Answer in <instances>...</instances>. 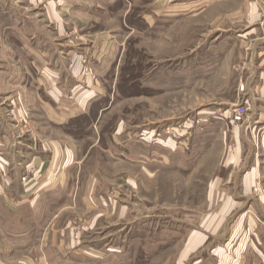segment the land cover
Wrapping results in <instances>:
<instances>
[{
    "label": "rangeland",
    "instance_id": "obj_1",
    "mask_svg": "<svg viewBox=\"0 0 264 264\" xmlns=\"http://www.w3.org/2000/svg\"><path fill=\"white\" fill-rule=\"evenodd\" d=\"M28 25L68 107L90 101L52 129L76 153L61 188L38 174L18 200L36 171L13 190L0 158V264H217L243 214L224 264L243 237L264 248V0H0V41ZM10 113L17 137L49 145L38 116Z\"/></svg>",
    "mask_w": 264,
    "mask_h": 264
},
{
    "label": "crops",
    "instance_id": "obj_2",
    "mask_svg": "<svg viewBox=\"0 0 264 264\" xmlns=\"http://www.w3.org/2000/svg\"><path fill=\"white\" fill-rule=\"evenodd\" d=\"M18 29L19 27L17 28L19 36L12 34L13 36H16V38H14L16 40L12 38V40L8 39L0 41V119L2 121L0 129L2 128L4 131L14 133H8V135L0 133V140L2 142L6 141L8 137L13 142L17 141V146L15 148L0 151V158H2L8 165V167H5V174L9 180L8 182H13V186H11V189L13 190H16V187L21 182L22 178H19L20 174L24 175L25 171L31 169L36 171V178L31 179V182H28V184L21 183L22 186L18 187L21 191L20 193L15 194V196L20 200V196L23 195V190H25L23 186H26L27 189L32 187L37 188L35 185L38 183L35 179H38V174L42 175V173H44L48 178L45 184L40 186L41 189L46 188L52 192L63 186L65 180L62 176L64 173L66 174V171L70 167L74 166L72 162L76 165V153L72 149L63 147L61 144L62 137L58 140L53 139L52 129L53 127H57L54 130L62 133L61 127L66 125L69 120L82 114V109L86 110V105L89 104L90 99L83 101L84 98H82L80 101V96V102L77 103L80 108L79 111L76 112L77 105L70 109V107H68V102L65 101V99H62V90L57 86L58 83L54 81V78L56 80L58 77L57 72H52V70L47 67V61L43 59L42 55L37 54L33 43L34 39L30 40L25 38V34L28 36L31 35L29 34V31H31L29 25L28 27L21 29L22 31ZM33 35L34 33H32L30 37L34 38ZM16 45L22 46V50L24 52L26 51L27 54L23 55L18 48V51H16ZM37 63L39 64L37 65ZM36 83H38V85ZM255 90L257 93L258 91L263 92L264 86L261 87L257 85ZM84 93H90V90H86ZM8 110L11 111L10 114L14 117H30L31 121L35 124H37L38 121L35 118L38 116L39 121H43V125H41L43 126V130L41 129L39 132V137L41 136L42 138L38 140L40 142L47 141L49 142V145H45L44 149L40 150L35 146L37 140L36 137L32 136L30 139L28 138V141H25V139L21 140L19 136L17 137L14 129L8 124L9 121H7V119L9 117H6L7 115L5 116V111L8 112ZM37 110L39 112H37ZM62 135L68 137L65 134ZM26 142L27 145H22L27 146V149H22L21 143ZM30 185L32 186L28 188ZM251 185L252 184L250 183L247 184L248 187ZM56 195L57 194H54V196ZM3 203L4 201L0 199V205H3ZM27 204L30 205V203ZM236 204L238 203L232 198L227 199L222 207V213L214 216L215 218L212 221L218 223L216 230L214 229L215 233L223 228ZM244 220L245 214L240 217L238 225L232 235L229 236V240L225 247L214 251L213 254L216 252L214 257L217 258V264H224L227 262L230 253L228 249L237 237L238 228ZM250 231L251 229L248 228L246 233H249ZM199 234L200 235H194V240H190V242L194 244L193 250L189 252L190 254H195L198 249L205 246L211 237L209 230H204L203 233ZM251 242L252 245L249 247L247 238H241L234 251L235 258L233 262L235 264H252L253 257L254 259H262L261 262H264V248H260L258 242L255 244L252 238ZM194 264L203 263L201 260H197Z\"/></svg>",
    "mask_w": 264,
    "mask_h": 264
},
{
    "label": "built area",
    "instance_id": "obj_3",
    "mask_svg": "<svg viewBox=\"0 0 264 264\" xmlns=\"http://www.w3.org/2000/svg\"><path fill=\"white\" fill-rule=\"evenodd\" d=\"M246 112H247V108L244 105L239 106L234 111V120H235V122L243 121V118H244Z\"/></svg>",
    "mask_w": 264,
    "mask_h": 264
}]
</instances>
